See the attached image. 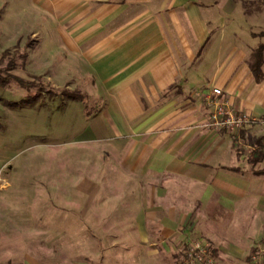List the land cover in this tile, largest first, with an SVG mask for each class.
Wrapping results in <instances>:
<instances>
[{"label":"crops","instance_id":"obj_1","mask_svg":"<svg viewBox=\"0 0 264 264\" xmlns=\"http://www.w3.org/2000/svg\"><path fill=\"white\" fill-rule=\"evenodd\" d=\"M34 3L66 21L76 52L89 55L109 95L107 136L122 138L123 165L146 182L107 264H176L194 235L226 255L264 243V156L251 162L264 137V76L257 82L249 66L264 45V0ZM213 87L252 117L237 135L210 127L204 95ZM218 228L229 232L222 240Z\"/></svg>","mask_w":264,"mask_h":264},{"label":"rangeland","instance_id":"obj_2","mask_svg":"<svg viewBox=\"0 0 264 264\" xmlns=\"http://www.w3.org/2000/svg\"><path fill=\"white\" fill-rule=\"evenodd\" d=\"M34 1L0 0V66L12 59L1 58L4 50L25 48L28 58L24 65L18 58L13 74L40 75L56 91L79 89L100 109L87 116L84 103L59 93L31 102L25 88H0V264H107L121 252L113 240L128 232L120 226L137 220L146 182L123 165L122 138L107 136L109 95L89 55L76 52L66 21L48 19ZM216 233L222 240L229 232ZM195 239L204 238L192 236L174 263L184 264ZM248 253L211 248V264H248Z\"/></svg>","mask_w":264,"mask_h":264},{"label":"trees","instance_id":"obj_3","mask_svg":"<svg viewBox=\"0 0 264 264\" xmlns=\"http://www.w3.org/2000/svg\"><path fill=\"white\" fill-rule=\"evenodd\" d=\"M263 51H264V45H260L257 49L254 50V52L251 55V59L249 60L250 69L253 72L257 82H260L264 76L262 70V64L264 60ZM6 57H12V59L9 61L8 65L0 66V88L5 87L11 83L16 84L22 88H25L29 92V96L33 98L32 100H30L31 102H33L39 95H42L44 93H52V94L59 93L69 100H79L82 103H84L87 109L86 110L87 116H90L95 110V103L91 102L87 93L82 92L79 89H74V90L63 89L62 91H56L53 89L54 86L52 85V83L45 82L42 79V76L40 75H35L33 76L32 79H25L22 76L13 74L11 71L18 66L16 62L18 58L22 59L21 61L23 65L28 58V52L26 51L25 48L15 47L13 50L8 48L4 50L1 54L2 59ZM256 145L257 147L254 148L251 156V162L253 164L260 161L264 156V152H263L264 137L259 138L257 140ZM256 173L264 174V170H258L256 171Z\"/></svg>","mask_w":264,"mask_h":264},{"label":"built area","instance_id":"obj_4","mask_svg":"<svg viewBox=\"0 0 264 264\" xmlns=\"http://www.w3.org/2000/svg\"><path fill=\"white\" fill-rule=\"evenodd\" d=\"M204 103L210 110L209 125L216 131L238 134L253 119L244 110L234 106L224 95L222 88L213 87L204 95ZM211 246L204 239H195L184 249V264H211ZM248 264H264V243L255 246Z\"/></svg>","mask_w":264,"mask_h":264}]
</instances>
